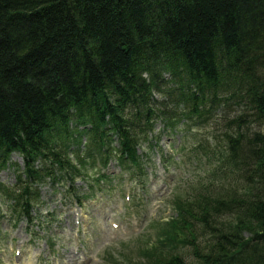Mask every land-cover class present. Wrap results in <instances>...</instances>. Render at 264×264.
Listing matches in <instances>:
<instances>
[{
    "label": "trees",
    "instance_id": "obj_1",
    "mask_svg": "<svg viewBox=\"0 0 264 264\" xmlns=\"http://www.w3.org/2000/svg\"><path fill=\"white\" fill-rule=\"evenodd\" d=\"M156 123L216 128L190 149L207 182L145 264H186L173 247L193 216L210 229L198 262L264 264V0H0V172L22 161L0 195L16 223L40 184L73 194L85 166L102 168L96 186L111 161L142 180Z\"/></svg>",
    "mask_w": 264,
    "mask_h": 264
},
{
    "label": "rangeland",
    "instance_id": "obj_2",
    "mask_svg": "<svg viewBox=\"0 0 264 264\" xmlns=\"http://www.w3.org/2000/svg\"><path fill=\"white\" fill-rule=\"evenodd\" d=\"M215 128L166 130L156 123L155 137L139 148L142 180L130 179L111 161L103 170L110 182L96 186L102 168L85 166L84 179L77 178L69 189L73 194L61 182L37 187L31 223H16L0 195V264H63L68 255L74 256L70 264H145L143 253L156 251L159 224L180 223L176 205L182 207L181 200L207 182L209 169L190 156V149ZM14 163L22 166L19 155L13 154L11 165L0 172V184L8 188L15 183ZM194 217V231L189 226L176 233L181 244L173 247L186 264H201L210 243V229Z\"/></svg>",
    "mask_w": 264,
    "mask_h": 264
},
{
    "label": "bare ground",
    "instance_id": "obj_3",
    "mask_svg": "<svg viewBox=\"0 0 264 264\" xmlns=\"http://www.w3.org/2000/svg\"><path fill=\"white\" fill-rule=\"evenodd\" d=\"M67 260H66V262H64L63 264H70V262H72L73 260H74V256H70V255H68L67 256Z\"/></svg>",
    "mask_w": 264,
    "mask_h": 264
}]
</instances>
